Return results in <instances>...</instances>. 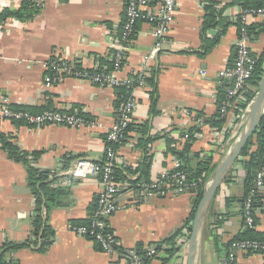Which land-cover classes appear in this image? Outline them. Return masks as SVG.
Returning a JSON list of instances; mask_svg holds the SVG:
<instances>
[{"label": "crops", "instance_id": "0c3cea01", "mask_svg": "<svg viewBox=\"0 0 264 264\" xmlns=\"http://www.w3.org/2000/svg\"><path fill=\"white\" fill-rule=\"evenodd\" d=\"M36 1L41 11L34 19H10L0 25V107L26 108L35 113H84L94 126L34 128L0 122V132L11 144L30 154L40 153L34 166L55 173L65 190L57 200L59 207L49 212L42 208L51 244L41 250L44 230L35 227L37 201L29 186L27 166L13 160L0 140V262L128 264L122 253L147 251L177 230H185L197 203L195 193L180 194L170 188L163 197L147 196L141 194V186L158 180L162 171H173L178 162L188 169L207 163L209 168L215 167L208 187L239 132L237 111L227 119L220 117L222 126L214 123L220 120V102L232 84L220 72L235 60L239 37L236 21L245 9L243 0H179L174 25L158 52L154 51L153 27L144 21L138 23L119 76L123 79L146 73L153 81L128 92L137 106L128 141L117 149L115 170L120 191L115 201L120 210L107 221L122 252L115 255L72 231L74 224L89 221L95 213L102 188L100 176L70 178L64 172L78 158L95 163L106 159L107 132L115 122L117 92L113 87L72 78L47 86L45 63L58 55L78 62L85 70H110L111 43L121 34L127 0ZM22 2L0 0V12L18 10ZM250 33L251 51L257 59L264 53V21L252 20ZM195 118L204 120L199 131ZM192 130L197 131L192 140L188 142L189 137L183 142L184 135ZM247 174L244 164L238 162L212 202L197 264H264L263 254L236 247L251 229L242 216ZM67 180L69 184H65ZM258 192L261 207L252 229L263 234L264 186ZM189 239L183 231L175 238V247L165 245L166 251L159 252L149 264H186ZM174 248L180 250L168 254L167 250Z\"/></svg>", "mask_w": 264, "mask_h": 264}, {"label": "built area", "instance_id": "2783aa9c", "mask_svg": "<svg viewBox=\"0 0 264 264\" xmlns=\"http://www.w3.org/2000/svg\"><path fill=\"white\" fill-rule=\"evenodd\" d=\"M179 0H127L126 16L120 36L111 43L113 49L112 70L108 73L98 70H85L78 62L68 61L61 56L54 55L45 63V83L47 86H55L67 78H72L83 83L99 86L118 88L125 86L128 90L136 87L147 86V74H134L127 78H120L127 53L130 49L136 27L144 21L153 27L155 38L154 51L163 49L168 36L174 25ZM264 21V8H245L241 10L237 23L239 24V37L237 41L236 56L232 66L220 72V76L231 80L232 84L227 95L221 102L219 116L227 119L231 112L237 111V126L239 131L245 123L255 100H249L248 82L253 75L255 58L251 51L250 24L252 20ZM137 106V100L132 96H122L116 106L115 122L107 132L109 145L106 148V159L102 163H95L87 158L75 159L64 172L70 178L99 175L101 178V191L98 196L95 213L90 217V226H72V231L81 237L91 239L99 249L107 254L115 255L118 252V241L107 225L110 217L116 214L120 207L116 203V197L120 191L115 176L117 162V149L124 146L128 141L129 127L133 122V112ZM187 116H191L186 112ZM23 124L34 128H43L50 125H58L67 128H89L94 122L80 114L66 113L58 110H45L35 113L29 109H13L7 106L0 107V122ZM197 129L204 127L203 118H195ZM216 133V132H215ZM239 133V132H238ZM198 135V133H196ZM238 135V134H237ZM185 134L182 141L189 139ZM223 142V141H221ZM69 180L65 184H69ZM256 189L264 186V166L257 173ZM211 184V183H210ZM209 184V185H210ZM208 185V187H209ZM199 187L198 182H190L189 176L181 165L176 162L173 171H162L159 179L153 183L142 185V195L159 196L167 195L170 188L177 193L186 194L195 191ZM207 187V188H208ZM255 191L247 196L242 207L248 228L255 227V212L253 198ZM236 247L244 251H253L264 255V242L239 241ZM128 260V264H145V259L152 260L157 256L155 247H151L146 254L139 255L136 250L122 253Z\"/></svg>", "mask_w": 264, "mask_h": 264}, {"label": "trees", "instance_id": "16d2710c", "mask_svg": "<svg viewBox=\"0 0 264 264\" xmlns=\"http://www.w3.org/2000/svg\"><path fill=\"white\" fill-rule=\"evenodd\" d=\"M244 8H264V0H243ZM41 11V5L36 0H23L21 7L18 10H12V9H6L2 12H0V25L7 22L10 19H15L20 22H28L35 18ZM137 28V27H136ZM254 57V56H253ZM255 68L253 71V75L251 79L248 82V85L250 87L248 92L249 100H252L256 97L258 90H259V83L262 79V76L264 75V53L256 59ZM112 70V61H111V67L110 70H98L100 72L108 73ZM152 79H147L148 84H152ZM118 96V101L122 96H128L129 90L125 86H121L115 89ZM225 98V97H224ZM222 98V101L223 99ZM221 101V102H222ZM220 102V104H221ZM219 104V105H220ZM17 109H23V108H17ZM26 109V108H25ZM81 116H85V114H80ZM87 118V117H86ZM219 122L214 123L217 127H220L224 124V120H222L219 116ZM131 126L129 127V131L131 129ZM198 129L197 131H199ZM196 130H194L195 132ZM196 131V132H197ZM193 130L190 131V140L193 138ZM0 140L3 144V148L9 152L10 157L19 162L23 163L27 166L28 170V182L29 186L36 197L37 201V215L35 219V227L36 230H40L43 228V234L41 235L42 244H41V250H43L45 247L49 246L51 244L50 241V231L47 227V224H44L42 219V208L44 207L47 212L52 210L55 207H59L60 204L57 203L58 198H60L61 195L64 194L65 190H63V187H61V182H59L58 177L53 174L52 172L48 170H43L40 168H37L34 166L33 162L35 159H37L40 155V153H27L22 150H20L17 146L11 144L9 141V138L2 134L0 132ZM171 143V141H170ZM189 144V143H188ZM187 144V145H188ZM189 146V145H188ZM187 146V147H188ZM186 147V148H187ZM171 151H175V149H171ZM239 162L243 163L245 166V169L247 170V178L244 182V188L246 195L244 197V202L242 204V207L245 203V200L250 192L255 191V196L253 198V209L254 214L256 215L257 211L261 207V199L259 197V192L256 189V176L257 173L261 170V168L264 166V116L262 120L260 121L256 131L254 132V135L250 138L247 146L243 150V153L241 155V158ZM215 167L209 168L208 163L206 165L200 164L198 167L193 169L188 168H182L186 171V173L189 176L190 182L196 181L199 184V187L194 191V193L197 195V203L195 204L191 215L188 219V224L185 228V230H177L174 235L167 240H165L162 244L156 245V251L157 255L159 252H161L163 249L166 251L165 245H170L172 247H175V238L178 237L180 234H182L183 231H186L188 236L191 235L192 231V223L195 217V214L198 209V204L200 200L202 199V196L207 188L208 181L214 171ZM52 173V174H51ZM115 176L118 178V173H116L115 170ZM228 181V179H226ZM191 191V193L193 192ZM254 215V216H255ZM242 216L243 221L245 222V217L242 210ZM73 226H90V221H82L74 224ZM49 232V234H48ZM258 241V242H264V233H258L254 229H250L246 232V235L242 237L240 241ZM98 246V245H97ZM99 248V247H98ZM180 249H171L167 250L169 251L168 254L174 255L176 252H178ZM139 255H145L146 251L136 250ZM250 251V250H249ZM253 252V251H250ZM154 259V258H153ZM152 259V260H153ZM151 260L145 259V264H149ZM166 261V260H165ZM0 264H3L0 262Z\"/></svg>", "mask_w": 264, "mask_h": 264}, {"label": "water", "instance_id": "95a60500", "mask_svg": "<svg viewBox=\"0 0 264 264\" xmlns=\"http://www.w3.org/2000/svg\"><path fill=\"white\" fill-rule=\"evenodd\" d=\"M263 116H264V75L262 76V79L259 83V90L252 104L248 118L241 127L235 140L230 145L221 163L217 167L211 184L205 190L202 199L198 204V209L192 223V231L189 239L186 264H197L199 248H200V240L202 238V232L208 210L212 202L214 201L215 197L217 196L219 190L225 183L227 177L239 162L243 150L247 146L252 135H254V132L256 131ZM192 193H194V191ZM195 202H197V200Z\"/></svg>", "mask_w": 264, "mask_h": 264}]
</instances>
